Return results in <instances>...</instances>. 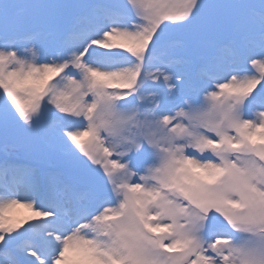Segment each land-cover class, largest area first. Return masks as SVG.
<instances>
[{
	"label": "snow or ice",
	"instance_id": "6c2138e0",
	"mask_svg": "<svg viewBox=\"0 0 264 264\" xmlns=\"http://www.w3.org/2000/svg\"><path fill=\"white\" fill-rule=\"evenodd\" d=\"M0 264H264V0H0Z\"/></svg>",
	"mask_w": 264,
	"mask_h": 264
},
{
	"label": "rangeland",
	"instance_id": "374dc122",
	"mask_svg": "<svg viewBox=\"0 0 264 264\" xmlns=\"http://www.w3.org/2000/svg\"><path fill=\"white\" fill-rule=\"evenodd\" d=\"M20 152H17L15 153V156L20 159L21 161H24V162H31L29 157L27 156V154H22L21 156H17V154H19ZM47 166L52 168V169H57L59 167V162L57 160H50L47 162ZM53 166V167H52ZM21 195H23V193H21ZM11 215H13L15 218H23V216L25 215H28L27 211L25 209H23V212H22V209L20 210L19 212V216H15V214L12 212Z\"/></svg>",
	"mask_w": 264,
	"mask_h": 264
},
{
	"label": "bare ground",
	"instance_id": "6f19581e",
	"mask_svg": "<svg viewBox=\"0 0 264 264\" xmlns=\"http://www.w3.org/2000/svg\"><path fill=\"white\" fill-rule=\"evenodd\" d=\"M21 209H14L12 212L15 214V216H19V212H20ZM22 212H23V209H22Z\"/></svg>",
	"mask_w": 264,
	"mask_h": 264
}]
</instances>
